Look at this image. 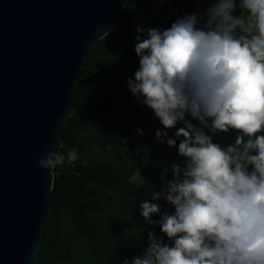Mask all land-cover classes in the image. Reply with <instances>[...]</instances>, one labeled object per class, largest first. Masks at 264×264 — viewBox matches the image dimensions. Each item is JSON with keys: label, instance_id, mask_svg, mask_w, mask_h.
Returning <instances> with one entry per match:
<instances>
[{"label": "clouds", "instance_id": "9594fccd", "mask_svg": "<svg viewBox=\"0 0 264 264\" xmlns=\"http://www.w3.org/2000/svg\"><path fill=\"white\" fill-rule=\"evenodd\" d=\"M238 6L235 15L236 0H215L202 27L197 14H185L165 30L136 36L139 68L128 88L165 129L183 123L175 137H183L184 159L151 197L166 200L174 213L156 221L160 205L139 204L146 223L158 224L172 244L150 231L144 254L122 264H264V0ZM186 116L212 133L237 130L235 142L214 143ZM156 138L177 143L164 131ZM79 158L75 148L67 152L69 164ZM61 160L50 151L38 164L54 169ZM145 180L141 172L130 177L138 187Z\"/></svg>", "mask_w": 264, "mask_h": 264}, {"label": "trees", "instance_id": "16d2710c", "mask_svg": "<svg viewBox=\"0 0 264 264\" xmlns=\"http://www.w3.org/2000/svg\"><path fill=\"white\" fill-rule=\"evenodd\" d=\"M195 11L202 18L199 25L203 26L207 16L203 7L197 5ZM120 24L89 51L73 91L76 112L60 128V156L64 164L54 168L52 210L39 264H122L125 259L144 254L150 231L172 244L158 224L146 223L139 204L151 201L152 194L173 179L172 164L183 166L184 158L178 155L183 137L177 139L175 132L184 125L181 122L175 128L165 129L148 106H141L142 98L129 90L127 81L134 79L139 68L135 52L137 34L123 31ZM126 96L134 97L135 103L128 119L117 124L107 115L117 111ZM186 119L222 147L233 144L238 135L234 129L212 133L191 116ZM157 131L177 139L176 146L158 140ZM73 148L80 158L69 164L67 152ZM103 152H109L112 165L110 157L99 162ZM135 172L146 178L142 187L130 182ZM151 202L160 205L153 220H160L165 211H175L163 198Z\"/></svg>", "mask_w": 264, "mask_h": 264}, {"label": "water", "instance_id": "95a60500", "mask_svg": "<svg viewBox=\"0 0 264 264\" xmlns=\"http://www.w3.org/2000/svg\"><path fill=\"white\" fill-rule=\"evenodd\" d=\"M129 0H0V264H39L63 124L89 51Z\"/></svg>", "mask_w": 264, "mask_h": 264}, {"label": "rangeland", "instance_id": "374dc122", "mask_svg": "<svg viewBox=\"0 0 264 264\" xmlns=\"http://www.w3.org/2000/svg\"><path fill=\"white\" fill-rule=\"evenodd\" d=\"M186 1L187 0H183V6H182L184 15L185 14L191 15L189 12L190 9L185 3ZM214 2L215 0H193L194 6L196 7L197 5H201L206 15H207V9ZM236 2H237V10L236 13L234 14L239 15L240 14V9L238 6L239 0H236ZM199 17L200 19H202L200 15ZM206 19L207 16L205 17V20ZM198 26L202 27L200 25ZM120 27L122 28L123 31H132L137 35H143V36H146L148 29L157 28L154 25L153 20L149 15V12L146 10L144 5L140 3L138 0H129V2L126 5L125 14L121 21ZM137 27H142L144 29V33H137L136 31ZM134 103H135L134 97L132 96L123 97V101L120 108L117 111L109 113L107 115V118L113 119L117 124H122L128 119L129 115L131 114L132 112L131 106ZM141 104H142L141 106H143L142 100H141ZM60 157L62 158V160L57 164V166L59 167L64 164V160H63L64 158L62 156ZM109 157H110L109 152H103L99 156V162H106L107 160H109ZM109 161L111 162L109 164L112 165L113 162L111 161V157ZM116 165H120V164L116 163Z\"/></svg>", "mask_w": 264, "mask_h": 264}, {"label": "built area", "instance_id": "2783aa9c", "mask_svg": "<svg viewBox=\"0 0 264 264\" xmlns=\"http://www.w3.org/2000/svg\"><path fill=\"white\" fill-rule=\"evenodd\" d=\"M144 5L152 16L154 25L160 29L165 30L171 26L178 18L184 16L182 9L183 0H138ZM189 7L190 14H196L193 1L187 0L185 2ZM198 18L199 14L197 13Z\"/></svg>", "mask_w": 264, "mask_h": 264}]
</instances>
